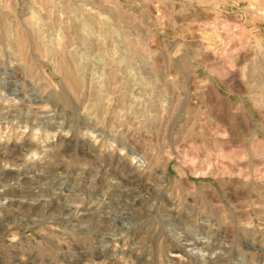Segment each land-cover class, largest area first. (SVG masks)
Returning <instances> with one entry per match:
<instances>
[{"label":"rangeland","instance_id":"rangeland-1","mask_svg":"<svg viewBox=\"0 0 264 264\" xmlns=\"http://www.w3.org/2000/svg\"><path fill=\"white\" fill-rule=\"evenodd\" d=\"M0 264H264V0H0Z\"/></svg>","mask_w":264,"mask_h":264},{"label":"bare ground","instance_id":"bare-ground-1","mask_svg":"<svg viewBox=\"0 0 264 264\" xmlns=\"http://www.w3.org/2000/svg\"><path fill=\"white\" fill-rule=\"evenodd\" d=\"M95 145V144H94ZM132 152V154H134V155H136L137 156V153H135V152H133V151H131ZM139 158V157H138ZM134 159H137V157H135ZM138 160V159H137ZM138 162H139V160H138ZM122 196H123V194H122ZM125 217V216H124ZM81 218V217H80ZM126 220V219H125ZM142 224V223H141ZM118 234V233H117ZM134 244V243H133ZM104 246H106V245H104ZM191 250V252H193V253H198L199 251H201V250H194L193 248L192 249H190ZM202 255H204V254H202ZM201 255V256H202ZM204 261H206V260H209V259H211V257H208V258H206V257H203L202 258Z\"/></svg>","mask_w":264,"mask_h":264}]
</instances>
